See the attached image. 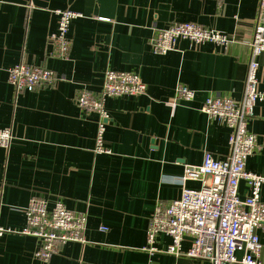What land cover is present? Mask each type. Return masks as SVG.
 Here are the masks:
<instances>
[{"label":"crops","instance_id":"crops-1","mask_svg":"<svg viewBox=\"0 0 264 264\" xmlns=\"http://www.w3.org/2000/svg\"><path fill=\"white\" fill-rule=\"evenodd\" d=\"M259 2L0 0V129L13 133L10 146L0 147V225L22 231L32 197L46 199L49 208L62 200L87 216L86 242L60 244L46 262L34 256L36 238L0 236V264H211L165 253L171 243L165 234L157 236L160 251L146 250L147 231L157 201L182 196L187 165H200L206 152L218 160L229 153L232 130L201 108L216 94L243 100ZM58 9L81 14L71 23L66 60L51 55ZM176 22L225 32L234 42L224 49L182 39L175 50L157 53L150 44L154 31ZM257 60L264 89V54ZM20 62L51 69L65 80L18 92L8 70ZM108 69L137 73L148 89L140 96L105 99L104 146L110 153L97 154L100 117L81 109L75 98L83 88L99 91ZM180 83L196 92L193 101L173 104ZM248 128L258 149L246 169L264 176V100L257 102ZM185 186L197 189L201 183L189 180ZM239 193L248 194L245 182ZM258 233L264 262V224ZM190 246L186 237L183 252Z\"/></svg>","mask_w":264,"mask_h":264},{"label":"built area","instance_id":"built-area-1","mask_svg":"<svg viewBox=\"0 0 264 264\" xmlns=\"http://www.w3.org/2000/svg\"><path fill=\"white\" fill-rule=\"evenodd\" d=\"M54 13L58 17V26L49 36L53 46L51 55L66 60L72 45L69 37L71 23L81 14L71 9H58ZM182 39L195 45L214 43L224 49L234 42V38L225 32L193 22H176L166 28L156 29L150 44L157 53L166 54L175 50L177 42ZM248 47L249 63L243 100L238 102L216 94L209 96L201 108L209 118L226 124L232 130L229 153L226 158L218 160L206 152L200 165L186 166L181 178L184 184L182 196L170 202L157 201L147 231L146 250L150 252L160 251L156 246L157 236L165 234L171 239L164 250L168 254L185 255L211 264H264L263 244L258 233L264 224V201L261 198L264 176L246 169L248 157L258 149L257 136L249 130L248 120L254 116L257 102L264 100V89L259 88L257 60L264 54V0L259 2V12ZM8 73L9 83L18 92L35 91L65 80L56 76L51 69L24 62L11 66ZM147 89V84L139 74L108 69L99 91L83 88L78 92L76 104L84 111L95 112L100 117L94 149L97 154L110 153L104 146V122L108 119L105 99L140 96L146 94ZM195 96L194 90L180 83L173 104L191 102ZM12 140L10 128L0 129V147L8 148ZM189 180L200 182L201 187H186L185 183ZM241 182H245L248 188L244 198L239 193ZM24 211L25 228L15 232L0 225V236L19 233L36 238V259L49 261L60 244L86 242L87 216L74 213L62 200L49 208L46 199L32 197ZM186 237L190 238L191 246L187 252H183ZM240 252L243 253L241 259L237 257Z\"/></svg>","mask_w":264,"mask_h":264}]
</instances>
